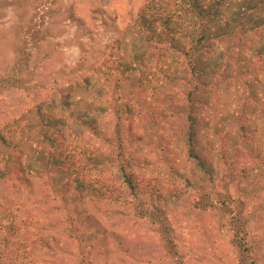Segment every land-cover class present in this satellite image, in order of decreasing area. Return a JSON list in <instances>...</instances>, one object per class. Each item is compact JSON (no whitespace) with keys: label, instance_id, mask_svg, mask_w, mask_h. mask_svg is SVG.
Here are the masks:
<instances>
[{"label":"rangeland","instance_id":"rangeland-1","mask_svg":"<svg viewBox=\"0 0 264 264\" xmlns=\"http://www.w3.org/2000/svg\"><path fill=\"white\" fill-rule=\"evenodd\" d=\"M147 1L0 0V79L19 80L0 82V126L26 114L0 164L34 169L0 184V217L11 209L26 228L16 263L25 253V264H246L241 238L264 264V25L229 45L226 70L204 76L195 113L210 175L185 155L188 65L134 62L147 47L137 21ZM84 77L88 93L77 94ZM76 145L108 159L105 190L80 197L78 163H59ZM126 160L134 191L117 176Z\"/></svg>","mask_w":264,"mask_h":264},{"label":"trees","instance_id":"trees-1","mask_svg":"<svg viewBox=\"0 0 264 264\" xmlns=\"http://www.w3.org/2000/svg\"><path fill=\"white\" fill-rule=\"evenodd\" d=\"M137 21L147 47L135 57L134 62L143 64L146 60L149 61L155 57L156 62H164L170 67L166 61L170 56L177 59L184 68L188 65L185 71L188 70L191 78L186 81L187 111L182 136L185 155L187 160L198 169L211 175L212 164L203 154L199 140L201 123L195 113L196 101H199L198 94L204 91L207 85L204 76H209L213 80L222 66L226 70V58L230 57L231 52L229 45L233 41L246 40L250 31L257 30L264 25V0H148L139 12ZM260 48L256 53L264 58V44H261ZM180 57H184L185 63L178 59ZM169 80L176 82L184 79L177 74ZM0 82L5 86H15L19 80L4 78L0 79ZM81 82L82 86L78 81L72 83L74 90L77 94L88 93V77L82 78ZM69 91L72 95L75 92L72 87ZM68 97L66 93L60 94L63 109L70 106ZM95 108L98 114L104 113L102 107ZM34 109L40 113L41 104H37ZM25 118L26 114L0 126V149L17 145L12 142L21 132ZM88 122L93 134H102L96 118ZM44 138L52 142L54 140L46 134ZM72 148L74 149L69 150L65 158L59 160V163L66 168L69 161L78 163V168H74V172L78 178L76 188L80 197L96 193L100 189L105 190L108 184L101 176L108 166V159L95 155L92 151L88 152L79 145ZM16 163L10 164V157H7L6 162L0 164V184L13 181V178L24 170L26 173H33L34 169L29 163L22 167ZM131 166L132 163L127 160L125 163L120 161L117 164V176L126 188L134 191L135 184ZM63 208L69 209L66 204ZM67 221L71 236L82 241L81 230L74 224V218L68 216ZM22 225H24L23 229L21 222L17 221L11 209H6L4 216L0 217V264H25L23 262L25 253H21L18 263L15 262L19 253V248L15 246V243H21V246L26 241L20 236L22 231L26 230L25 224ZM236 245L240 249L243 260H247L246 264H255L253 260L248 259L249 247L244 240L236 238ZM14 256L15 258H12ZM27 264H34V262L29 261Z\"/></svg>","mask_w":264,"mask_h":264}]
</instances>
